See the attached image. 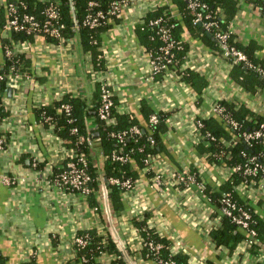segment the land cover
<instances>
[{"label": "crops", "instance_id": "obj_1", "mask_svg": "<svg viewBox=\"0 0 264 264\" xmlns=\"http://www.w3.org/2000/svg\"><path fill=\"white\" fill-rule=\"evenodd\" d=\"M5 2L0 0V6ZM162 5H170L173 13L180 16L172 0H126L122 4L117 18H110L100 33L98 48L104 68L97 72L92 54L83 49L76 35L60 43L50 42L44 35L19 42L21 52L31 56L32 72L19 88L6 87V101L0 97L6 111L0 122L6 139L0 151L1 264H77L73 239L77 232L90 228L133 252L127 258L129 264H155L142 258L141 232L133 223V218L146 212L155 217V224L171 239L173 247L189 255V264L194 260L255 264L259 256L263 262L258 263L264 264V244L256 254L248 246L243 252L242 243L229 252L226 247H215L207 236L222 217L217 203L205 190H220L223 182L232 180L233 172L197 153L196 145L202 136L195 129L199 119L213 117L221 121L212 109L219 100L237 107L245 105L264 115V88L247 91L231 76L233 65L219 51L186 31L182 39L189 43V49L182 68L199 72L207 79V85L197 93L175 72H163L153 78L151 58L141 43L138 28L148 12ZM230 28L242 44L256 41L260 45L257 56L264 59V14L253 3L240 2ZM97 81L110 84L119 113H132L144 121L141 106L145 101L155 112L166 114L168 129L163 136L168 153L161 154L164 165L170 170L190 167L205 181L204 191L194 184L178 189L170 186L171 195L164 197L142 173L134 192L127 196L121 192L120 209H115L104 181L99 183L94 189L95 209L87 196L65 191L52 181L50 174L64 164L67 146L40 121L34 108L50 105L67 93L90 98ZM87 121L90 128L95 127L93 117ZM90 143L91 156L101 166L100 139L93 137ZM34 160H38L40 168L33 165ZM39 169L44 173H39ZM2 174L21 175L24 179L6 185ZM239 184L235 188L239 195L264 220V186L258 188L260 192L252 193Z\"/></svg>", "mask_w": 264, "mask_h": 264}, {"label": "trees", "instance_id": "obj_2", "mask_svg": "<svg viewBox=\"0 0 264 264\" xmlns=\"http://www.w3.org/2000/svg\"><path fill=\"white\" fill-rule=\"evenodd\" d=\"M91 1L95 4L90 5ZM114 1L118 0H6L5 4L0 6V36L7 22L8 3H15L20 13L32 14L39 22H43L46 18L45 10L50 2H53L59 14V20L64 26L60 29L61 38L52 37L38 30L29 34L11 32L8 36L1 37L3 55L4 45L8 44L12 47L17 41H31L35 35H44L48 41L54 43H60L76 35L83 49L92 54L94 69L100 71L104 68L102 54L98 48L101 40L100 33L107 28L110 18H117L118 16L107 14ZM199 1L206 4L205 12L211 13L213 19L218 23L216 29L227 30L239 9L240 2L243 0ZM244 1L253 3L254 7L264 14V0ZM172 2L178 8L180 16L173 13L170 5H162L148 12L144 19V24L138 28V35L146 51L158 52L163 42L155 31L158 25L152 27L149 21L158 17L162 18L160 24L170 29L172 37L180 45V47L174 49L175 58L170 67L182 80L190 84L197 93H200L208 81L199 72L187 67L182 68V63L189 49V43L182 39V35L186 31L192 36L200 37L216 51H220V47L214 39L213 33L206 31L200 23L194 21L195 13L189 8L188 0H172ZM97 11H102L105 14V18L100 19L101 22L96 26L86 24L87 16L96 14ZM229 41L230 44L243 50L249 61L264 69V59H260L257 56L260 45L256 41L253 40L248 44H242L236 40L233 34H231ZM12 65H16L20 72L31 75V56L29 54L20 53L14 55L12 59H5L0 66V74L9 73ZM232 65L231 76L247 91L253 92L257 87L264 88V75L248 67L243 62ZM162 74L163 72H159L155 74L154 78ZM6 87V79L0 77V92H5ZM111 98L116 104V96L113 94ZM220 103L225 107L226 112L238 121L239 129L234 130L222 120L217 121L213 117L199 119L202 122V126L198 127L197 130L202 136V141L196 145L197 153L205 156L210 163H218L229 167L238 164L244 165L248 162L249 157L255 156L256 162L261 167L256 175L243 176L240 170H234L232 180L223 182L220 190L213 191L207 187L205 191L217 203V207L220 205L219 199L222 194L229 192L240 206L247 208L251 212L250 227L256 231V242L251 246L250 251L256 254L258 248L264 244V220L261 215L255 212L254 207L250 203L242 199L235 188L237 183L244 182L248 184L251 179L258 181L264 177V137L258 138L248 145L240 136L243 131H251L258 128L260 124H264V115L252 111L245 105L237 107L235 104L225 100H221ZM63 104H69L70 110L68 112L62 107ZM102 104L101 84L96 82L94 93L90 98L67 93L52 104L35 107L34 110L44 125H53L54 131L63 139V143L67 147L77 152L83 151L86 154V168L93 178L90 184L93 189L87 196L90 204L94 207L97 206V197L94 194V189L99 183L104 181V184L109 188L111 202L115 209H120L122 207V189L119 184L109 183L108 180L112 177L121 180L129 179L134 185L141 178L145 165L144 160L149 155L168 153L163 136L168 129L166 114L155 112L144 101L141 106L144 117V121H142L132 113H119L116 107L112 106L110 111L115 118V122L107 124L105 120L98 116V110ZM153 113H157L159 116L156 124H152L149 121V117ZM5 115L6 111L0 102V122ZM45 116H50V120H45ZM92 116L95 117L96 124L94 128H90L87 121ZM134 125L141 129L142 133L140 135H127L123 140H119L112 135L113 132L129 130ZM94 133H97L100 139L103 159L101 166L91 156L90 141L93 139ZM115 153L127 155L128 158L126 161L116 160L114 158ZM37 167L40 168V164ZM64 168L62 166L55 168L51 177H55ZM143 174L148 178L153 176L152 171H146ZM195 174L198 176L197 172ZM150 218L151 214L148 212L144 213L142 219L133 218V223L140 230L143 238L161 244L158 252L153 251L148 246H144L141 249L142 258L147 261L162 258L173 261L172 264H189V255L186 252L181 251L172 254L170 250L173 245L171 239L165 234H160L155 228L148 227L147 220ZM78 235L83 236L86 241L84 245L78 246V257H76L78 264H102L98 257L103 251L119 256V258L112 260L111 264H129L128 259L133 255V252L128 248L122 249L111 237H104L95 228L79 231ZM208 237L213 241L215 247H226L229 252H234L236 247L247 237V234L238 228L231 217L223 216L219 225L213 226L208 230ZM81 257L82 260H79ZM25 264L32 263L28 262ZM206 264L216 263L207 260Z\"/></svg>", "mask_w": 264, "mask_h": 264}, {"label": "built area", "instance_id": "obj_3", "mask_svg": "<svg viewBox=\"0 0 264 264\" xmlns=\"http://www.w3.org/2000/svg\"><path fill=\"white\" fill-rule=\"evenodd\" d=\"M126 0H118L114 1L110 7V10L107 12L109 15H119L121 6ZM95 3L93 1L90 2V5H94ZM188 6L191 8L194 13V21L200 23L203 28L213 33L214 39L217 41L219 47H220V55L226 58L231 64L243 62L248 67L255 69L258 73L261 75H264V69L260 66L252 63L248 60L246 53L238 49L235 45L230 44V36L233 34V30L229 27L227 30H218L217 25L218 23L213 19V16L211 13L205 12L206 4L203 2H200L199 0H188ZM45 16L46 18L43 20V22H39L36 17L29 13H20L18 11V6L15 3H8L7 4V22L4 26L3 31L1 32V37L8 36L11 32H24L26 34L32 33L36 30L42 31L45 34H49L52 37L61 38V32L60 29L64 26L62 22L59 20V14L55 8V3L50 2L48 7L45 10ZM105 18V14L102 11H97L96 14H89L85 20V23L89 26H96L101 21L100 19ZM162 22V18H155L149 21L150 26H157L156 28V34L160 38V40L163 42V44L160 46L158 52H148L150 58H151V75L154 78L155 74L159 72H174V70L170 67V64L173 63L175 58L174 49L180 47V45L177 43V41L172 37L170 29L166 27L163 24H160ZM144 24V21L143 23ZM141 24V25H142ZM160 24V25H159ZM19 42L17 41L10 47L8 44L4 45V55H3V63L5 59H12V57L16 54H20L21 47L19 46ZM1 43V41H0ZM2 45V44H1ZM2 64H0L1 66ZM10 71L7 74H0V77H3L6 79V86L7 87H14L19 88L23 84L24 78H30L31 75L24 74L20 72L16 65H12L10 67ZM97 72V71H96ZM176 74V73H175ZM178 77H180L178 74H176ZM101 84V97H102V105L99 107L98 110V116L99 118L106 121L107 124L114 123L115 118L111 115V107L116 106L114 101L111 98V95H113V90L110 87V84H108L105 81H97ZM4 92H0V97L6 101V97L3 94ZM62 107L68 112L70 110L69 104H63ZM213 112H215L220 119L228 125L232 129H239V123L234 118L231 117V115L226 112L225 107L220 103V100L215 102L212 106ZM93 117V120L95 121V117ZM45 120H50V116H45ZM159 120V116L157 113H153L149 117V121L152 124H156ZM43 123V122H42ZM44 124V123H43ZM202 126V122L198 120L195 123V129L197 130L198 127ZM48 128H50L55 134L53 125H49ZM1 130V129H0ZM74 131H76L74 129ZM198 131V130H197ZM141 129L134 125L129 130H123L119 131L117 133L113 132V136L117 137L119 140H123L125 136H134V135H140ZM57 135V134H56ZM243 139V141L250 145L252 141L264 137V124H260V126L254 130H247L243 131L240 135ZM59 139L63 142V139L57 135ZM6 139L5 136L0 131V151L5 147ZM65 150H67V154L65 157V162L62 164V167H65L64 170L59 172L55 177L51 178L52 181L61 189L69 192H78L84 196H88V194L92 191L91 183L93 181L92 176L88 172L86 168L87 164V157L86 154L83 151H74L73 149H70L67 147ZM114 158L116 160L126 161L127 155L123 154H114ZM144 167H143V173L146 171H152L153 176L149 178L151 180L152 186L157 190L159 194H161L164 197H168L171 195L170 186L175 187L178 189V186L184 185L185 188L188 186L194 184L196 187L204 191L206 189V183L203 179L199 178L195 174V172H192L190 170V167H184L181 170L180 169H174L170 170L166 168L164 165V159L159 154L149 155L144 160ZM39 164L38 160H34L33 165L37 167ZM229 167V166H228ZM261 165L256 162V157L252 156L248 158V162L244 165L238 164L233 167H229L230 170L233 172L234 170H240L242 172V175H256L257 171L260 169ZM39 173H44L42 170L39 169ZM53 175V172L50 174ZM48 178V177H47ZM23 177L21 175H15V174H2L1 180L6 185H13L17 182L23 181ZM264 181V177L260 179V181ZM139 181V180H138ZM258 183V181L251 179L248 184L242 182L241 186L244 188H250L252 193L260 192L261 190L258 188H262L264 186V182ZM109 183L112 184H119L122 191L127 196L131 192L135 191V186L138 182H136L134 185L131 183V180L125 179L121 180L119 178L112 177L108 180ZM240 186V187H241ZM220 205L218 206L220 216H228L231 217L232 221L238 226V228L242 231H244L247 234V237L243 240L242 245H244L245 248L241 249L243 252L246 251L248 247H251L256 241H255V235L256 231L250 227L251 223V212L242 206H240L235 199L230 195L229 192L223 193L222 197L219 199ZM97 209V206L94 207ZM144 214H140L137 218L142 219ZM155 217H151L149 220H147L148 227L155 228L156 231H158L160 234L164 235L162 232L163 230L155 224ZM103 235V234H101ZM104 236V235H103ZM208 236V233H207ZM107 237V236H104ZM141 248L144 246H148V248L152 249L155 252H158L161 248L160 243H155L152 240H146L142 237L141 234ZM86 243L83 236H79L78 232L75 234V237L73 239V248H74V259L76 261L77 253H78V246H82ZM264 246V245H263ZM223 248V247H221ZM171 253H177L180 252L177 248L173 247V245L170 248ZM247 252V251H246ZM115 258H119V256L112 255L107 253L106 251H103L100 256L98 257L99 261L102 264H111L112 260ZM79 260H82V257L79 258ZM147 261V260H146ZM155 264H172L173 261L171 260H164L162 258L153 260ZM258 262H263V259L261 256L256 258L255 264ZM190 264H206L205 261H195Z\"/></svg>", "mask_w": 264, "mask_h": 264}, {"label": "water", "instance_id": "obj_4", "mask_svg": "<svg viewBox=\"0 0 264 264\" xmlns=\"http://www.w3.org/2000/svg\"><path fill=\"white\" fill-rule=\"evenodd\" d=\"M93 137H98V134H97V133H94V134H93Z\"/></svg>", "mask_w": 264, "mask_h": 264}]
</instances>
